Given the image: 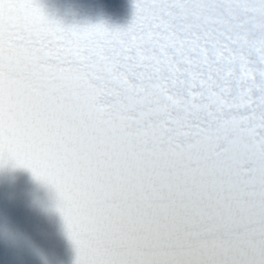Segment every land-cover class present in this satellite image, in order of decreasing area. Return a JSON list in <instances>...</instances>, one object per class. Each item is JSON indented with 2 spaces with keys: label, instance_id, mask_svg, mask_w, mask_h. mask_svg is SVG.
Segmentation results:
<instances>
[{
  "label": "snow or ice",
  "instance_id": "snow-or-ice-1",
  "mask_svg": "<svg viewBox=\"0 0 264 264\" xmlns=\"http://www.w3.org/2000/svg\"><path fill=\"white\" fill-rule=\"evenodd\" d=\"M7 166L55 190L75 264H264V0L123 28L0 0Z\"/></svg>",
  "mask_w": 264,
  "mask_h": 264
}]
</instances>
